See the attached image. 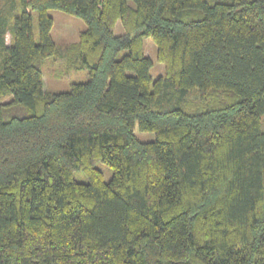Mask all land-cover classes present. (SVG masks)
I'll use <instances>...</instances> for the list:
<instances>
[{
    "label": "trees",
    "instance_id": "trees-1",
    "mask_svg": "<svg viewBox=\"0 0 264 264\" xmlns=\"http://www.w3.org/2000/svg\"><path fill=\"white\" fill-rule=\"evenodd\" d=\"M263 115L264 0H0V264H264Z\"/></svg>",
    "mask_w": 264,
    "mask_h": 264
},
{
    "label": "rangeland",
    "instance_id": "rangeland-1",
    "mask_svg": "<svg viewBox=\"0 0 264 264\" xmlns=\"http://www.w3.org/2000/svg\"><path fill=\"white\" fill-rule=\"evenodd\" d=\"M132 5V3L130 2ZM31 16L33 19V33L35 40L38 41L37 35V13L35 11H31ZM48 14L51 16L53 20V24L50 30V35L52 38L53 43L56 46V53H57V60L55 62V68L57 66H62L66 63L65 59L61 57V53L63 52V48L71 43H74L78 40L80 32H82L86 26L84 22L77 16L73 14H69L60 10L50 9L48 10ZM114 35H122L124 33V29L120 20H117L114 28H113ZM6 43L9 44L10 36L9 34L6 35ZM143 48L145 54L149 57L152 62V66L150 68L149 74L154 81L159 76L163 75V64L158 61L157 59V46L154 41L150 37H145L143 39ZM51 59L49 58L46 60V63L42 66L43 71V83H44V90L48 91H67L70 88L71 83L75 82H84L88 79V72L86 67L80 69L79 71L72 72L70 75L62 78L57 79L52 76L51 72L48 71V68L52 70L50 67ZM50 72V73H49ZM12 97L9 96L2 101V103L8 102ZM262 130L264 131V115L262 117ZM134 133L138 136L139 139L142 141H152L154 140V134L152 132H142L138 129L137 125L135 126ZM97 166L101 169L104 174V178L108 181L112 175V171L103 163H98ZM76 176V175H75Z\"/></svg>",
    "mask_w": 264,
    "mask_h": 264
}]
</instances>
